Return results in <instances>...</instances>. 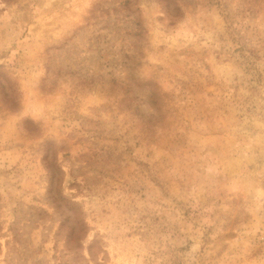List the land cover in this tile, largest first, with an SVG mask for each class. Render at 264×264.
<instances>
[{
	"label": "rangeland",
	"instance_id": "374dc122",
	"mask_svg": "<svg viewBox=\"0 0 264 264\" xmlns=\"http://www.w3.org/2000/svg\"><path fill=\"white\" fill-rule=\"evenodd\" d=\"M0 264H264V0H0Z\"/></svg>",
	"mask_w": 264,
	"mask_h": 264
}]
</instances>
